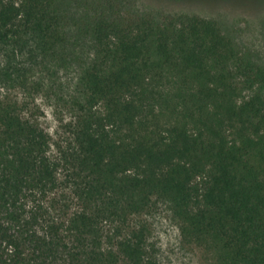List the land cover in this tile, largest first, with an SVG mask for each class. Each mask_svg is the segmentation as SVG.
Here are the masks:
<instances>
[{"label":"trees","instance_id":"16d2710c","mask_svg":"<svg viewBox=\"0 0 264 264\" xmlns=\"http://www.w3.org/2000/svg\"><path fill=\"white\" fill-rule=\"evenodd\" d=\"M161 205L196 264H264V64L196 14L0 0V264H170Z\"/></svg>","mask_w":264,"mask_h":264},{"label":"rangeland","instance_id":"374dc122","mask_svg":"<svg viewBox=\"0 0 264 264\" xmlns=\"http://www.w3.org/2000/svg\"><path fill=\"white\" fill-rule=\"evenodd\" d=\"M140 7L158 12H186L216 20L238 47L264 64V0H137ZM45 111H49L47 106ZM51 126L52 120L46 122ZM151 242L170 264H196L179 241L174 221L161 205L148 218Z\"/></svg>","mask_w":264,"mask_h":264}]
</instances>
